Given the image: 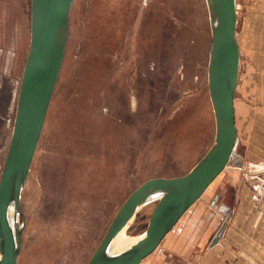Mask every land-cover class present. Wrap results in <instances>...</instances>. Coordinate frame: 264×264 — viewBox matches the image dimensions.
<instances>
[{
	"label": "rangeland",
	"instance_id": "obj_1",
	"mask_svg": "<svg viewBox=\"0 0 264 264\" xmlns=\"http://www.w3.org/2000/svg\"><path fill=\"white\" fill-rule=\"evenodd\" d=\"M237 1L244 84L248 65L264 78V0ZM31 2L0 0V178L30 46ZM211 38L206 0H74L22 193L16 264H87L138 186L183 175L199 161L215 136ZM154 205L141 209L129 235L145 231Z\"/></svg>",
	"mask_w": 264,
	"mask_h": 264
},
{
	"label": "water",
	"instance_id": "obj_2",
	"mask_svg": "<svg viewBox=\"0 0 264 264\" xmlns=\"http://www.w3.org/2000/svg\"><path fill=\"white\" fill-rule=\"evenodd\" d=\"M73 2H31L30 46L0 178V264H16L21 250L22 193L61 72ZM206 2L212 36L208 87L215 116L213 143L187 173L152 177L138 186L115 214L87 264H142L230 163L237 145L234 99L241 60L237 0ZM152 202L155 205L145 231L128 248L112 253L114 239Z\"/></svg>",
	"mask_w": 264,
	"mask_h": 264
},
{
	"label": "crops",
	"instance_id": "obj_3",
	"mask_svg": "<svg viewBox=\"0 0 264 264\" xmlns=\"http://www.w3.org/2000/svg\"><path fill=\"white\" fill-rule=\"evenodd\" d=\"M239 9L237 1L241 60L235 151L227 168L142 264H264V78L255 77L254 66L248 65L241 83Z\"/></svg>",
	"mask_w": 264,
	"mask_h": 264
},
{
	"label": "bare ground",
	"instance_id": "obj_4",
	"mask_svg": "<svg viewBox=\"0 0 264 264\" xmlns=\"http://www.w3.org/2000/svg\"><path fill=\"white\" fill-rule=\"evenodd\" d=\"M209 189V188H208ZM10 215H13V210L10 211ZM19 219V218H18ZM137 238L132 237L131 235H129L126 230L123 231L120 235H118L112 245H111V252L112 253H116L119 251H122L126 248H128V246H130L133 242L136 241Z\"/></svg>",
	"mask_w": 264,
	"mask_h": 264
}]
</instances>
